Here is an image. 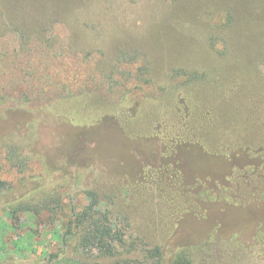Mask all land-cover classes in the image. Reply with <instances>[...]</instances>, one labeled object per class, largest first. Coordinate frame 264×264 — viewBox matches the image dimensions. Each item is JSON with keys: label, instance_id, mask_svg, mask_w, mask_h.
I'll return each instance as SVG.
<instances>
[{"label": "rangeland", "instance_id": "1", "mask_svg": "<svg viewBox=\"0 0 264 264\" xmlns=\"http://www.w3.org/2000/svg\"><path fill=\"white\" fill-rule=\"evenodd\" d=\"M63 2L0 0V264H152L156 247L159 264L182 255L264 264V199L232 201L224 191V154L237 146L225 129L232 120L248 129L232 156L249 165L247 149L264 143V114L240 103L226 109L232 120L203 130L168 119L176 87L194 75L217 82L255 62L264 77V0L240 13L245 33L224 27L239 0ZM199 81L194 96L211 99L210 81ZM112 104L125 113L103 117ZM168 147L180 167L167 162ZM93 195L95 217L106 213L123 237L114 256L84 249L91 219L65 237L74 208Z\"/></svg>", "mask_w": 264, "mask_h": 264}, {"label": "trees", "instance_id": "2", "mask_svg": "<svg viewBox=\"0 0 264 264\" xmlns=\"http://www.w3.org/2000/svg\"><path fill=\"white\" fill-rule=\"evenodd\" d=\"M256 1L258 0H239L238 4H240V7H236L237 4L232 5L230 10H232L233 13L229 14V16L226 18L224 27L226 29H231L232 31L234 28L241 29L242 33H245L244 27L241 26L243 18L240 13L244 9L253 7V4H255ZM50 3L55 7H60L61 4H64L63 0H50ZM245 53L256 56L258 54V50L255 49L254 46H247ZM257 66L258 65L254 62V64L252 63L251 65H245L244 68H232V70H227L224 72L217 82L207 73H203L202 75H194L187 79L186 82L178 84L175 89V94L178 96L175 99L176 102L174 101V103L170 104L168 108V111L172 113V116H170L171 118L168 116V119L174 120L181 125H188L190 121H194L197 130H203L205 126H215V124H218L219 122L223 123L222 116H224V118L227 120H232L231 116H226V109H233L240 103L252 104L255 110H259V113L261 112L264 114V82H259L260 77L263 79L264 77L259 75ZM245 68L247 69L244 70ZM248 72H253L256 74L258 79V87L255 86L257 82L254 79L249 81L250 74ZM216 75L217 74H215V76ZM200 79H205L204 82L210 81L208 83L210 85L206 89L212 88L213 91H216V93L213 92L211 99L201 97L199 94L194 96V89L192 88L199 87V85L202 83L199 81ZM249 83L253 85L252 89ZM251 91L254 93L252 94V96H255L254 98L251 97ZM238 94L241 95L236 99L235 95ZM183 96L188 100L187 105H185L186 100L183 101L184 103L182 102L184 99ZM216 96H222V98L216 99ZM214 104H218L220 108L214 110ZM118 105L121 106L120 104H112L111 107H107L108 109L102 111L101 115L103 117L109 114L122 115V113H125L124 108H120V113L110 112L111 108L114 111V108ZM221 125H218V127ZM235 126L236 125L232 120V126H229L230 128H224L226 131L225 135L229 140L228 143L230 145H237L234 148L229 147L230 152H225L224 154L229 160V169L226 171V173H228L227 179L232 185V187L227 186L226 190L224 189V191H226L225 194L227 195V198L231 199L232 201L238 197V199H241V201L245 203L256 199H264V143H260L261 145L258 148L249 147L247 149L249 153L251 152V159L253 161L249 165L243 164L244 166H242L240 163H238V161L233 159L232 153L237 150L239 143H242L239 139L240 137L242 138L243 135H247L248 129H239ZM168 150L169 152L165 154L166 158L168 159L167 162L171 165L175 164L180 167L182 163L181 157L178 156L177 153H174V148L168 147ZM178 171L181 175V171ZM194 172L199 171L194 170ZM197 178H199L201 181H205L203 177ZM181 179L183 181V176ZM211 197H215L216 199L217 193L214 192L211 194ZM98 203V197L93 195L90 206L84 209L81 213H77L73 207V215L76 217V221L75 219H71L68 229L65 233V237L69 233L73 232L74 224L76 222L84 224L87 220L91 219L92 222L89 225L87 231L88 233L84 237V249L92 250L93 247H98V249H100L105 255L114 256L116 255V248H114L113 242L116 240L123 241V237L113 229L106 213L102 214L99 218L95 217V214L92 210L96 209ZM261 209H264V205L261 206ZM257 236L259 242L263 243L264 232L261 229L258 230ZM148 255L150 256V259L154 261L152 264L160 263L162 252L159 247L149 249ZM125 264H129V261H126ZM174 264H193V260L186 255H182L175 260Z\"/></svg>", "mask_w": 264, "mask_h": 264}]
</instances>
